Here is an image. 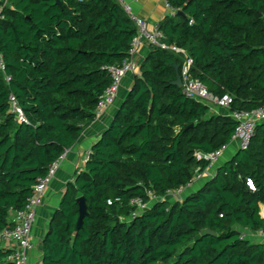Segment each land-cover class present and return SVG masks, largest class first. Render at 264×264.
<instances>
[{
  "label": "trees",
  "instance_id": "obj_1",
  "mask_svg": "<svg viewBox=\"0 0 264 264\" xmlns=\"http://www.w3.org/2000/svg\"><path fill=\"white\" fill-rule=\"evenodd\" d=\"M8 0L0 19V232L22 211L39 177L98 115L112 83L108 66L130 57L135 21L118 0ZM173 13L159 29L168 45L193 58L191 75L228 112L264 105V0H167ZM181 12V13H180ZM182 55L157 46L110 125L91 147L85 170L67 184L42 242V264H264V243L239 228L264 232V121L239 149L183 200L156 199L132 216L135 197L151 201L187 186L196 153L231 142L237 121L212 112L175 85ZM13 93L28 122L10 110ZM254 183L251 189L248 180ZM88 214L77 229L78 197ZM210 228L217 236L201 235ZM0 264L12 252L1 246Z\"/></svg>",
  "mask_w": 264,
  "mask_h": 264
},
{
  "label": "built area",
  "instance_id": "obj_2",
  "mask_svg": "<svg viewBox=\"0 0 264 264\" xmlns=\"http://www.w3.org/2000/svg\"><path fill=\"white\" fill-rule=\"evenodd\" d=\"M118 1L123 5L125 10L135 21L138 28V32L132 41L130 57L120 65H112L107 67V69L112 74L113 80L110 86L105 90V92L101 96V99L98 104V113L108 109L111 105L114 104L124 76L128 72H132L134 70L133 56L142 41H147L150 46H157L163 49H169L182 55V87L183 92L186 96L203 104L209 105L211 108H230V105L233 101L230 95L225 94L221 97L216 96L208 90L207 86L202 83V81H200L198 78L192 77L191 67L193 64V58L184 48L175 45H168L165 42L164 34L159 29V23L155 26H150L145 19L136 16L132 12L131 7L128 4L124 3V0ZM165 1L170 7L168 1ZM7 6L8 0H0V19L4 18V9ZM0 73L3 75L6 82L11 81L12 77L10 74L7 73V66L4 54L2 52H0ZM9 104L10 110L16 116V119L22 122H28L21 106L18 103L16 96L13 93H11L9 96ZM229 114L237 121V126L235 132L232 135L231 142L238 141L239 149H247L250 145L253 135L255 134L257 124L261 121H264V105L252 111L238 110L233 111ZM226 147L227 145L221 149L210 153L198 152L196 153V157L198 160L204 159L209 161V167H211L215 162H217L221 158ZM91 153V149L86 152V161L89 160ZM66 154L67 150L50 166L45 176L39 177L38 182L34 186V193L28 199L25 208L22 211L16 212L11 225L4 228L0 232V240L2 242H14L16 245L14 248L11 249L12 252L8 256V260L13 264H29V252L34 246L32 241V229L37 218L36 210L38 206L42 203V198L48 186L55 177L58 169L60 168V165L63 159L65 158ZM209 167H207L203 171L200 170V168H197L195 176L189 184L193 183L198 179L203 178L207 173ZM248 184L251 189L255 190L254 183L251 179L248 180ZM185 187L186 186L180 187L175 190H169L164 197H157L152 192H149V195L151 197V201L149 202H144L141 198L138 197L133 198L131 200V203L135 205L137 209L132 213V216L141 214L147 209H149L152 205V202L156 199L168 200V198H170L176 201L180 200ZM258 232L259 234L264 236V232L262 230H259Z\"/></svg>",
  "mask_w": 264,
  "mask_h": 264
},
{
  "label": "crops",
  "instance_id": "obj_3",
  "mask_svg": "<svg viewBox=\"0 0 264 264\" xmlns=\"http://www.w3.org/2000/svg\"><path fill=\"white\" fill-rule=\"evenodd\" d=\"M124 3L131 7L132 12L136 16L145 19L150 26H155L166 16L173 13L165 0H124ZM150 50L151 46L147 41H142L140 43L133 56L134 70L128 72L124 76L114 104L108 109L98 113L95 120L85 128L78 141L67 150V154L63 159L60 168L42 198V203L36 210L37 218L32 229V241L34 246L29 252V264H42L43 238L48 231L51 218L60 205L67 184L74 180L79 172L85 170L87 162L85 159L86 152L91 149L92 145L101 137L102 132L110 125L115 113L132 88L134 84V76L140 73L141 64L149 54ZM211 110L218 114H229L228 109L223 107H213ZM238 150L239 142H230L225 148L221 158L209 167L205 176L184 188L180 200H183L186 196L199 190L204 183L215 174L217 168L227 160L231 159ZM168 200L170 202L176 201L170 198H168ZM260 207L261 214L264 216V204H261ZM14 217L15 213L11 215V220H13ZM239 229L243 232V237L245 239L255 243H264V236L259 234L258 231H252L247 228ZM1 246L5 249H12L16 245L14 242H2Z\"/></svg>",
  "mask_w": 264,
  "mask_h": 264
},
{
  "label": "water",
  "instance_id": "obj_4",
  "mask_svg": "<svg viewBox=\"0 0 264 264\" xmlns=\"http://www.w3.org/2000/svg\"><path fill=\"white\" fill-rule=\"evenodd\" d=\"M57 3H60L59 0H57ZM181 13V12H180ZM174 68L176 70V80L173 82L175 85L181 87L183 82H182V76L180 73V65L179 64H174ZM78 203H79V218L77 221V225L76 228L79 229L81 228L82 224H83V219L84 217L88 214V205L86 202V198L82 195L80 197H78ZM201 235H213V236H217V232L210 229V228H206L203 229L201 231Z\"/></svg>",
  "mask_w": 264,
  "mask_h": 264
}]
</instances>
